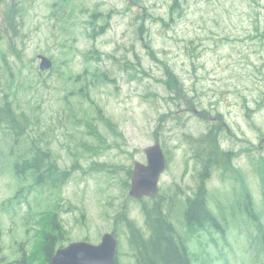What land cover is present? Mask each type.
I'll return each mask as SVG.
<instances>
[{
    "label": "rangeland",
    "instance_id": "obj_1",
    "mask_svg": "<svg viewBox=\"0 0 264 264\" xmlns=\"http://www.w3.org/2000/svg\"><path fill=\"white\" fill-rule=\"evenodd\" d=\"M19 1L22 26L11 36L16 53L7 47L10 36L2 32L0 37V106L6 96L15 114L23 113L30 123L16 141L10 127L0 122V264H45L37 243L54 212L67 233L62 247L84 240L99 244L103 234L116 230L121 264H134L126 231L117 227L116 218L124 211L144 230L140 202L130 199L124 182L130 186L126 170L135 162L146 163L144 150L155 138L168 161L158 191L177 198L170 220L182 230L181 200L195 189L197 174L187 136L198 138L211 123L193 109L223 118L229 133L221 120L214 123L222 125L219 147L238 154L233 164L244 175L264 223L259 180L249 160L264 156V148H259L264 138V0H70L59 5L55 17L52 5L59 0ZM174 1L178 6L171 13ZM92 11L108 16L109 22L95 40L87 35ZM94 49L103 55L99 63L94 55L87 56ZM38 55L49 58L53 69L40 72ZM166 66L177 76L181 93L168 92L160 82L166 78ZM95 68L113 81L87 84L89 101L77 90ZM94 105L122 138L96 118ZM85 123L97 127L102 143L88 133ZM90 146H96L97 153L89 151ZM38 147L41 153L48 151L60 169L75 168L59 194L17 197L28 182L17 177L15 163L32 157ZM234 185L223 182L219 170L212 173L206 183L212 211L230 208ZM179 191L182 196L175 195ZM57 194L61 200L54 205ZM20 199L28 205L19 204ZM238 217L224 227L227 242L214 229L211 235L193 236L189 247L200 258L194 264L204 263L202 249L212 259L207 264H256L247 250L245 220ZM210 236L215 244L208 241Z\"/></svg>",
    "mask_w": 264,
    "mask_h": 264
},
{
    "label": "trees",
    "instance_id": "obj_2",
    "mask_svg": "<svg viewBox=\"0 0 264 264\" xmlns=\"http://www.w3.org/2000/svg\"><path fill=\"white\" fill-rule=\"evenodd\" d=\"M69 1L70 0H59L53 3V13L51 15L55 17L56 12L60 11L59 5L62 4L65 6ZM133 1L137 3L142 0ZM177 6V1H174L170 8L171 13L174 12ZM22 11V4L19 0H0V37L2 32L10 36L7 47L12 53L16 52L15 43L11 36L16 37L19 27L22 26ZM107 18L108 16L96 11L90 13L89 21L87 22V25L90 27V32L87 34L89 38L95 40L105 31V28L108 27L109 24ZM98 20H102V24H100ZM159 20L164 22L163 24L165 26L168 25L164 20ZM140 29L144 30L143 26H140ZM148 48L150 53L153 54L152 48ZM87 54L89 57L90 55H94V60L98 63L102 61L103 55L101 56V53L95 49L87 52ZM164 71L166 78L160 80V82L166 87V90L170 93H181L182 85L179 83L173 70L166 66ZM84 72H87V69ZM89 75L90 79L85 76V81L78 88L77 95L85 99L88 98L90 101L87 84H93L95 81L97 83H103L113 80L108 77L107 72L99 68L93 69L89 72ZM4 97V104L0 106V122L10 127L14 135L17 136V141L18 137L23 134V129L28 128L27 125L30 121L23 113L15 114L9 102L6 100V96ZM172 98L173 96L169 97L170 100H172ZM191 106L194 107V103H192ZM93 108L96 113V118L100 120L113 135L122 138L121 133L117 131L116 125L103 114L102 110L96 105H94ZM165 116V114L161 115L158 118L159 122H163ZM85 125L88 129V133L93 136L98 143H102L103 138L98 132L97 127L89 123H85ZM160 125L161 123H158V127ZM214 128L217 131L215 133L212 131L208 134H202L198 138L187 136V141L192 147L193 159L197 165V174L195 189L192 191L191 195H187L184 200H181L182 204H184L182 211L183 220H181L180 223V228L182 230L178 231L170 220L173 214L172 212L177 205V198L169 197L164 193H158L151 199L140 201V211L144 219V230L141 229L134 220L129 219L126 212L123 211L118 214L116 225L117 227L119 224L122 225L126 231L127 245L134 264H194L198 262L200 258L199 255L196 256L189 247V243L193 242V236H198L200 233L211 235L210 230L214 229L220 232L222 239L227 242L225 228L228 227L231 220L237 216L245 220V222H243L246 226V234L244 235L242 231H237L246 237L248 242L247 250L250 252L253 261L256 264H264V223L255 208L244 175L241 170L233 164V159L238 154L222 151L220 149L218 139L222 132V125L218 123V125H214ZM36 150L38 152L32 157L15 163L14 169L17 177L21 181L28 182L26 186L21 187L19 191L16 192L17 197L23 193H26V197H31L32 195L37 196L44 191H48L51 195L56 193L59 194L61 187L65 184L71 171L75 168V165H73L68 171L62 170L58 167L56 160L49 155L48 151H43L41 153L40 148ZM88 150L92 153H97L96 146H90ZM249 160L253 167V173L259 180L261 196L264 203V156H261L259 159L250 157ZM216 170L220 171L221 180L223 182L229 181L235 184L233 186L234 193L232 192L234 203H231L230 208L227 209L220 206L221 209L218 213L212 211L209 206L210 195L206 186L211 174ZM126 175L131 177V169L126 170ZM124 185L126 188L129 187V183L127 182H124ZM58 194L55 201L56 204L54 203V205H57V201L60 202L61 200ZM178 194L181 196L183 195L181 191L175 195ZM18 203L28 205L27 200L24 199L18 200ZM53 210L57 211V207L54 206ZM227 210H229V213H226ZM217 214L220 218L217 217ZM49 218V225L48 227H43L37 243V251L40 253L45 264L50 263V259L56 247H62L63 242L67 241L63 236L67 233L64 231L60 222L59 214L54 212L52 218ZM2 236L3 232L0 225V262L3 260ZM208 241L214 244L216 243L215 239L211 236ZM196 245L202 247L200 241H197ZM201 255L204 261L202 264H207L206 262L212 260L206 257V255L209 256V253L204 249H202ZM119 256L120 253L118 250V259L115 264H121Z\"/></svg>",
    "mask_w": 264,
    "mask_h": 264
},
{
    "label": "water",
    "instance_id": "obj_3",
    "mask_svg": "<svg viewBox=\"0 0 264 264\" xmlns=\"http://www.w3.org/2000/svg\"><path fill=\"white\" fill-rule=\"evenodd\" d=\"M38 68L41 72L52 68L49 58L38 55ZM264 142V139H263ZM146 163L133 164L128 196L135 200L153 198L158 193V182L166 168V158L158 138L144 150ZM116 231L102 235L99 244L88 241L71 242L56 249L50 264H115L117 261Z\"/></svg>",
    "mask_w": 264,
    "mask_h": 264
},
{
    "label": "flooded vegetation",
    "instance_id": "obj_4",
    "mask_svg": "<svg viewBox=\"0 0 264 264\" xmlns=\"http://www.w3.org/2000/svg\"><path fill=\"white\" fill-rule=\"evenodd\" d=\"M193 112H194V109H193ZM195 114H197L198 117H199L201 120L205 121L206 123H210V122H211L210 124L206 125V131H205L206 134H208V133H210V132H212V131H213L214 133L217 132L216 129L214 128V123H217L218 121L221 120V118H219V114H217V115L214 116V117H211V116H210V113H209L208 111H205V110H203V111H201V112H197V113H195ZM208 119H209V120H208ZM222 120H223V118H222ZM212 122H213V123H212ZM222 124H223L224 130H226V132L229 133V129H227L225 123L222 122ZM129 219H130V218H129Z\"/></svg>",
    "mask_w": 264,
    "mask_h": 264
}]
</instances>
